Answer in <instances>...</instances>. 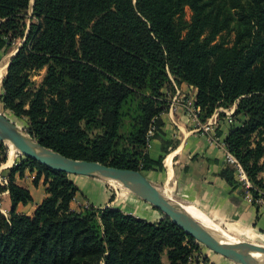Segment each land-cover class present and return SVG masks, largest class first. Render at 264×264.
Here are the masks:
<instances>
[{"label": "trees", "instance_id": "16d2710c", "mask_svg": "<svg viewBox=\"0 0 264 264\" xmlns=\"http://www.w3.org/2000/svg\"><path fill=\"white\" fill-rule=\"evenodd\" d=\"M18 39L0 100L42 147L144 174L162 170L164 155L148 153V131L156 127L159 137L165 91L185 83L197 90L202 122L235 108L225 143L252 182L244 190L253 203L264 199V0H0V49ZM16 154L8 184L0 182L11 200L8 217L0 210V264H164V256L167 264H211L160 211L157 223L112 207L73 211L72 175ZM9 155L0 141V168ZM27 173L46 192L32 216L17 211L33 203L17 184ZM221 176L240 187L232 168Z\"/></svg>", "mask_w": 264, "mask_h": 264}, {"label": "crops", "instance_id": "0c3cea01", "mask_svg": "<svg viewBox=\"0 0 264 264\" xmlns=\"http://www.w3.org/2000/svg\"><path fill=\"white\" fill-rule=\"evenodd\" d=\"M20 46L21 44L12 54L10 51L0 49V97L3 94V80L10 61ZM167 95L170 105L168 111L161 116L163 122L161 134L154 137L148 146V153L153 159L164 155L163 169L153 170L145 175L165 195L184 206L195 207L222 225L230 234L264 245V205L259 206L250 202L251 196L243 188H234L222 178L221 173L228 168L224 150L219 145L211 143L210 135L199 130L184 109L187 105L196 106L197 90L183 83L175 85V92ZM173 103L177 106L179 104L175 111L171 109ZM230 110L220 108L206 122H202L210 123L213 131L224 141L236 123L233 118L235 108ZM221 114L225 116L221 117ZM164 147L167 148L166 154L163 152ZM15 159L16 157L10 164L9 155L0 172L7 176L10 168L15 165ZM32 176L35 177L34 174L27 173L24 178H17V184L29 190L33 197L32 204L26 206L20 204L17 208L19 213L28 216H32L37 206L46 198L43 180L35 186ZM71 179L79 188L71 204L73 211H81L90 206L120 209V204L124 203V210H121L126 214L151 223H157L163 218L158 210L121 185L87 176H71ZM113 197L114 200L111 201ZM0 199L4 200L5 207L4 210L0 207V210L8 217L11 209L9 192H3ZM257 205L260 207L259 211ZM202 252L210 259L211 264H235L206 248L202 249Z\"/></svg>", "mask_w": 264, "mask_h": 264}, {"label": "water", "instance_id": "95a60500", "mask_svg": "<svg viewBox=\"0 0 264 264\" xmlns=\"http://www.w3.org/2000/svg\"><path fill=\"white\" fill-rule=\"evenodd\" d=\"M3 112H0V141L7 146L11 143L24 158L36 160L52 170L72 176L113 181L163 213L209 251L236 264H264V245L252 243L228 233L222 225L209 217L211 226L188 217L180 209L184 206L154 186L143 172L115 168L95 161L75 160L52 152L32 140Z\"/></svg>", "mask_w": 264, "mask_h": 264}, {"label": "built area", "instance_id": "2783aa9c", "mask_svg": "<svg viewBox=\"0 0 264 264\" xmlns=\"http://www.w3.org/2000/svg\"><path fill=\"white\" fill-rule=\"evenodd\" d=\"M178 106L173 103L171 106V109L175 111ZM184 109H186L188 116H190L192 121H194L197 124L198 129L201 131L207 132L210 135L211 143L219 145L224 150V157H225L226 164L228 165V167L233 169L235 181L239 184L240 188H243L245 190L251 189L253 187L252 182L250 181L249 176L247 172L245 171L244 167L242 166V164L240 163V161L227 149L225 141L221 140L217 136L216 132L213 131V129L210 127L211 124L202 123L200 119V108L191 104V105L184 106ZM230 114L232 115L233 112H230ZM156 133H157L156 127H152L148 131V136H147L148 143L151 142V140L155 137ZM0 182L2 183V185L8 184V181L5 178L0 179ZM249 200L250 202H253L252 197H250ZM255 203L258 204L259 206H262L264 205V199H259L255 201ZM201 247L202 249H205L204 246H201ZM199 264H202V262H200Z\"/></svg>", "mask_w": 264, "mask_h": 264}, {"label": "rangeland", "instance_id": "374dc122", "mask_svg": "<svg viewBox=\"0 0 264 264\" xmlns=\"http://www.w3.org/2000/svg\"><path fill=\"white\" fill-rule=\"evenodd\" d=\"M27 13H28V14H27L26 20H27V23H29V22H30L29 16L31 15V10H30L29 12H27ZM186 15H187V19H190V17H191V12H190L189 9L186 10ZM20 44H21V41L18 39L16 42H14L13 46H12L9 50H7V51H10V54H12ZM2 72H4V71L2 70ZM44 73H45L44 71H38V72L34 73V75H33V80H34L37 84H39V83L41 82V80H42V76L44 75ZM0 93H1V89H0ZM167 93L170 94V95L172 94L170 91L167 92ZM167 93H166V94H167ZM231 109L233 110L234 107H232ZM222 110H225V111H231L230 109H224V108H222ZM1 111L3 112L4 109H3V105H2L1 100H0V112H1ZM3 113H4V114H5V115H6L11 121H13L19 129L22 130V128H21V125H23L22 122L16 120L12 115H10V114H8V113H5V112H3ZM12 154L14 155V156H13L14 158L16 157V159H15V164H17V163L19 162V160H20V156H17L16 151H14ZM10 156H11V152H10ZM5 177H6V176L3 174V172H0V179H4ZM32 177H34V176H32ZM260 177L264 180V172L261 174ZM110 183H111V182H110ZM112 184L116 185V183H112ZM179 204H180V203H179ZM181 205H182V204H181ZM123 206H124V203L120 204V209L124 210ZM182 206H184V205H182ZM0 207H1L3 210L5 209V207H4V200H2V199H0ZM5 211H6V210H5ZM6 214H8L7 211H6ZM163 262H164V264H167V257H166V256L163 257ZM233 263H234V262H233ZM235 264H236V263H235Z\"/></svg>", "mask_w": 264, "mask_h": 264}, {"label": "bare ground", "instance_id": "6f19581e", "mask_svg": "<svg viewBox=\"0 0 264 264\" xmlns=\"http://www.w3.org/2000/svg\"><path fill=\"white\" fill-rule=\"evenodd\" d=\"M8 146H9V149H10V152H11V156H10V164H11L14 161V157H13L14 155L12 154L13 153V150L14 151H16V150H15V148L13 147V145L11 143H8ZM110 182L111 183H114L113 181H110ZM180 209L182 210V213H184L188 217H190L192 219L199 220L201 222H204V223L208 224L209 226L212 225V223L209 221L208 216H206L204 213H202L201 211H199L195 207H192V206H184V207H181Z\"/></svg>", "mask_w": 264, "mask_h": 264}]
</instances>
